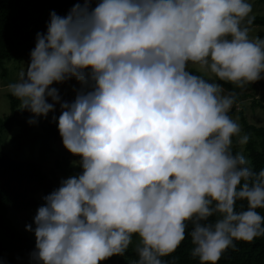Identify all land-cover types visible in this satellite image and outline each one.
I'll use <instances>...</instances> for the list:
<instances>
[{"label":"clouds","instance_id":"1","mask_svg":"<svg viewBox=\"0 0 264 264\" xmlns=\"http://www.w3.org/2000/svg\"><path fill=\"white\" fill-rule=\"evenodd\" d=\"M252 10L250 0H77L50 11L7 87L29 125L51 114L79 171L25 225L31 264H101L134 236L135 264H166L186 233L191 255L217 264L236 241L264 236V168L234 152L233 138L249 136L220 83L264 79ZM73 80L68 99L58 85Z\"/></svg>","mask_w":264,"mask_h":264},{"label":"trees","instance_id":"2","mask_svg":"<svg viewBox=\"0 0 264 264\" xmlns=\"http://www.w3.org/2000/svg\"><path fill=\"white\" fill-rule=\"evenodd\" d=\"M77 0H0V63L5 60L19 61L20 72L27 67L29 52L35 46L37 32L46 31L50 11L63 16ZM250 26H264V16H255ZM264 37V34L261 35ZM2 75L9 68L2 65ZM196 72V69H192ZM199 74V73H197ZM207 78V76H206ZM224 87H238L220 82ZM254 83L259 94H235V101L229 115L234 116V106L242 105L255 112L264 111V86ZM254 91V92H255ZM10 111L0 114V264H29V253L35 240L17 229L9 213L35 211L43 203L41 197L58 186L59 180L79 171L77 159L62 153V142L55 122H48L41 130L27 123L31 113L16 107L19 101L8 94ZM71 99L72 97L66 96ZM243 134L249 136L242 153L248 158L254 170L264 168V116L242 114ZM51 117H49L50 120ZM6 146V148H5ZM237 138H233V150L240 151ZM241 152V151H240ZM47 162V163H46ZM243 203V202H240ZM264 215V209H258ZM190 237L187 235L177 249L162 257L166 264H200L191 255ZM135 249L128 248L123 255H114L107 264H135ZM217 264H264V236L251 242L236 241L235 250L226 251Z\"/></svg>","mask_w":264,"mask_h":264},{"label":"rangeland","instance_id":"3","mask_svg":"<svg viewBox=\"0 0 264 264\" xmlns=\"http://www.w3.org/2000/svg\"><path fill=\"white\" fill-rule=\"evenodd\" d=\"M250 2L252 3V6H253V10H252L251 15L253 17L264 16V0H250ZM249 28H250L249 35L251 38H255V37L264 38L261 36L262 34H264V26H249ZM2 65H5L6 68H9V71H8V74L5 76L2 75L1 71H0V114H8L10 111V105H9V101H8L7 96L10 93V91H9L7 85L9 83L16 81L19 74L21 73L19 67L22 65L19 63V61H9V60H5V61H3V63H0V68ZM210 75H211L210 73L206 74L207 77ZM75 83L76 82L73 80V81H69L66 84L58 85V87L60 88L62 94H64L65 96L72 97L73 93L71 91V86ZM261 83L264 86V79H261L259 81L254 82V84L257 85L258 88L262 89V86L260 85ZM254 87L255 86L249 87L248 85H246L243 88L231 89V88H227V87L223 86L225 93L233 92L235 94H243V93H247V94H251V95L259 94L260 90H258L256 92L254 90ZM234 110H235V112H234V116L232 119L235 120L241 126V134H243L241 112H243L242 114H256V116H264V111L261 109H256L255 112L252 113V111L250 109V105H248L247 109L243 108L242 105H235ZM56 114L58 116L59 112L57 111ZM49 117H51V114L49 115ZM48 122H49V119L39 120V122L35 125V130H41V127L45 126ZM237 142H238V138H237ZM0 147H1V145H0ZM1 148H4V145H2ZM5 148H6V146H5ZM61 148H62L61 151L63 154H68L69 156H72L73 158L78 159L77 157H74L73 155H71L63 147V145H61ZM239 149L241 152L243 151V146L241 144H240ZM35 211H28V212H24L21 214L20 213H14L11 211L9 213V218L11 219L13 224L17 227V229L22 231V232L29 234L34 240H35L34 234L32 232L26 231L25 225L32 223V218L35 215ZM137 243H138V238H136L134 236L133 237V243L129 246V248L135 249V246ZM29 264H31V262ZM101 264H107V263L105 261H102Z\"/></svg>","mask_w":264,"mask_h":264}]
</instances>
